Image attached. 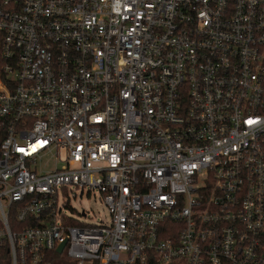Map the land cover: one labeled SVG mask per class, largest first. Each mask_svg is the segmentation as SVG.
<instances>
[{
  "label": "built area",
  "instance_id": "obj_1",
  "mask_svg": "<svg viewBox=\"0 0 264 264\" xmlns=\"http://www.w3.org/2000/svg\"><path fill=\"white\" fill-rule=\"evenodd\" d=\"M65 250L264 264V0H0V264Z\"/></svg>",
  "mask_w": 264,
  "mask_h": 264
},
{
  "label": "rangeland",
  "instance_id": "obj_2",
  "mask_svg": "<svg viewBox=\"0 0 264 264\" xmlns=\"http://www.w3.org/2000/svg\"><path fill=\"white\" fill-rule=\"evenodd\" d=\"M41 164L48 169L54 168L55 158L50 154L43 156ZM77 192L78 196L72 198L71 205L77 209V212L74 214L78 216L80 220L93 224H100L110 220L109 210L98 191L95 190L90 195L87 191H85L83 195H80V190H77ZM83 210L87 212V217L81 215ZM67 257V250H65L63 254H58L56 264H65Z\"/></svg>",
  "mask_w": 264,
  "mask_h": 264
},
{
  "label": "water",
  "instance_id": "obj_3",
  "mask_svg": "<svg viewBox=\"0 0 264 264\" xmlns=\"http://www.w3.org/2000/svg\"><path fill=\"white\" fill-rule=\"evenodd\" d=\"M63 245L59 248V251H62Z\"/></svg>",
  "mask_w": 264,
  "mask_h": 264
},
{
  "label": "trees",
  "instance_id": "obj_4",
  "mask_svg": "<svg viewBox=\"0 0 264 264\" xmlns=\"http://www.w3.org/2000/svg\"><path fill=\"white\" fill-rule=\"evenodd\" d=\"M6 264H7V262H6Z\"/></svg>",
  "mask_w": 264,
  "mask_h": 264
}]
</instances>
